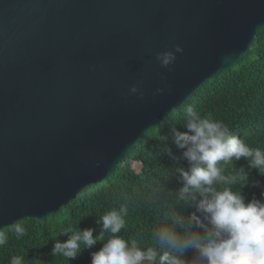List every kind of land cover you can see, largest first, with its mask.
<instances>
[{
	"label": "water",
	"instance_id": "water-1",
	"mask_svg": "<svg viewBox=\"0 0 264 264\" xmlns=\"http://www.w3.org/2000/svg\"><path fill=\"white\" fill-rule=\"evenodd\" d=\"M263 25L264 0H0V230L107 178Z\"/></svg>",
	"mask_w": 264,
	"mask_h": 264
},
{
	"label": "trees",
	"instance_id": "trees-1",
	"mask_svg": "<svg viewBox=\"0 0 264 264\" xmlns=\"http://www.w3.org/2000/svg\"><path fill=\"white\" fill-rule=\"evenodd\" d=\"M188 104L196 107L201 115L223 120L250 147L264 150V25L257 29L246 57L231 70L214 76L196 89L166 121L148 129L121 166L107 178L86 186L76 198L45 221L30 217L21 220L27 230L22 238H17L10 226L3 228L2 231L8 235V243L0 246V264H11L13 256L23 257V264H90V252L98 250L102 241H97L91 249H83L69 261L59 255L53 257L51 248L57 239L64 241L68 238L70 233L62 232L69 227H93L96 229L93 235H98L102 228L99 218L121 205H126L128 212L126 226L119 235L129 241L135 239L142 248L154 246L152 233L162 223L171 224L176 216L187 217L194 212L195 200L185 201L179 196L182 177L176 168L187 170L189 165L181 155L182 150L172 143L170 130L172 124L184 130L181 124ZM165 145L170 146L179 159H169L162 151ZM222 166L225 174L240 177L232 186L234 191L240 189L248 199L253 194L260 198L261 188L252 186V180L264 185V175L255 168H249L247 160L242 157ZM246 174L247 183L243 180ZM177 231H182L179 225ZM108 235L104 233L105 240ZM194 254L189 250L186 258Z\"/></svg>",
	"mask_w": 264,
	"mask_h": 264
},
{
	"label": "clouds",
	"instance_id": "clouds-1",
	"mask_svg": "<svg viewBox=\"0 0 264 264\" xmlns=\"http://www.w3.org/2000/svg\"><path fill=\"white\" fill-rule=\"evenodd\" d=\"M183 51L182 45L175 44L157 52L155 58L162 68L171 70L177 53ZM165 87L171 92L170 83ZM140 89L139 83H134L128 93H138L142 99L144 93ZM164 91V87H159L155 94ZM181 126L183 131L176 124L170 129L172 143L182 150L189 165L187 170L176 168L182 177L179 196L185 201L195 200V211L187 217L176 216L171 224L162 223L152 233L154 246L142 248L135 239L129 241L119 235L126 226L128 212L127 206L121 205L99 218L102 228L96 236L93 227H69L63 231L62 234L70 235L54 242L53 257L59 255L69 261L102 241L98 250L90 252V264H264V185L253 179L252 186L261 188L260 198L253 194L248 199L240 189L233 190L240 177L225 174L222 166L243 157L249 168L264 175V150L250 147L223 120L201 115L192 104L186 105ZM162 151L171 160L179 159L170 146L165 145ZM243 180L248 182L247 174ZM177 225L182 231H177ZM10 230L17 238L27 234L21 220L14 221ZM104 233L109 234L106 240ZM7 243V233L0 230V246ZM189 250L195 254L186 258ZM11 264H23V257L13 256Z\"/></svg>",
	"mask_w": 264,
	"mask_h": 264
}]
</instances>
